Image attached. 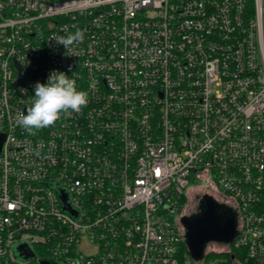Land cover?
Here are the masks:
<instances>
[{"label":"built area","instance_id":"2783aa9c","mask_svg":"<svg viewBox=\"0 0 264 264\" xmlns=\"http://www.w3.org/2000/svg\"><path fill=\"white\" fill-rule=\"evenodd\" d=\"M54 70L89 103L29 134ZM194 185L264 264V0H0V264H180Z\"/></svg>","mask_w":264,"mask_h":264},{"label":"clouds","instance_id":"9594fccd","mask_svg":"<svg viewBox=\"0 0 264 264\" xmlns=\"http://www.w3.org/2000/svg\"><path fill=\"white\" fill-rule=\"evenodd\" d=\"M83 38V30L76 29L67 35L55 36L52 40L68 51ZM88 103V93L78 89L74 78L54 70L47 83L35 84L31 106L27 107L26 114L21 113L15 118V125L34 134V130L54 127L63 114L80 113Z\"/></svg>","mask_w":264,"mask_h":264},{"label":"water","instance_id":"95a60500","mask_svg":"<svg viewBox=\"0 0 264 264\" xmlns=\"http://www.w3.org/2000/svg\"><path fill=\"white\" fill-rule=\"evenodd\" d=\"M219 211V206L214 199L211 196H205L198 213L192 217L184 216L181 219L185 229V242L195 263L205 259V251L209 243L228 245L237 235L235 219L225 212L220 215ZM24 254L28 258H33V254L27 251H24ZM42 264L49 263L43 262Z\"/></svg>","mask_w":264,"mask_h":264},{"label":"rangeland","instance_id":"374dc122","mask_svg":"<svg viewBox=\"0 0 264 264\" xmlns=\"http://www.w3.org/2000/svg\"><path fill=\"white\" fill-rule=\"evenodd\" d=\"M203 187H200V186L198 187V185H194L188 190V196L186 198V203H185L186 205H185L184 210L182 211L183 216L192 217L195 213L199 211V199L206 192L205 191L206 189ZM218 253L230 254L232 253V251L230 252L226 246L215 243V242L209 243L207 245V248L205 251L206 258L210 254H218ZM231 255H232V264H246L240 258H238V256L236 257L234 253H232ZM205 260L200 263H195L192 259H187L185 264H205L207 263L205 262ZM210 264H218V262L213 261Z\"/></svg>","mask_w":264,"mask_h":264},{"label":"trees","instance_id":"16d2710c","mask_svg":"<svg viewBox=\"0 0 264 264\" xmlns=\"http://www.w3.org/2000/svg\"><path fill=\"white\" fill-rule=\"evenodd\" d=\"M232 253H234L236 257L238 256V258H240L246 264H253L252 261L247 259L244 250L234 249L232 250ZM232 253L210 254L207 258L205 257L206 258L205 262H207L205 264H210L213 261L218 262V264H232V255H231ZM179 257H180V264H185L187 259H191L190 252L187 248L185 241L180 246Z\"/></svg>","mask_w":264,"mask_h":264},{"label":"flooded vegetation","instance_id":"af4514ba","mask_svg":"<svg viewBox=\"0 0 264 264\" xmlns=\"http://www.w3.org/2000/svg\"><path fill=\"white\" fill-rule=\"evenodd\" d=\"M199 186L200 187H203V185H198V187ZM203 188L206 189L205 190L206 192L200 197V199H199V206H200V204L203 201V198L205 196H211L214 199V201L217 203V205L219 206V209H220L219 213H220V215H223L224 212H225V213H227V215L232 216L235 219L236 225L238 227V224H239V216H238V213H237V210H236L235 205L233 203H231L228 200V198L226 196H224L223 194H220V193H211L206 187H203ZM223 217H228V216H223ZM203 261H201V262H203Z\"/></svg>","mask_w":264,"mask_h":264},{"label":"bare ground","instance_id":"6f19581e","mask_svg":"<svg viewBox=\"0 0 264 264\" xmlns=\"http://www.w3.org/2000/svg\"><path fill=\"white\" fill-rule=\"evenodd\" d=\"M192 259V258H191Z\"/></svg>","mask_w":264,"mask_h":264}]
</instances>
